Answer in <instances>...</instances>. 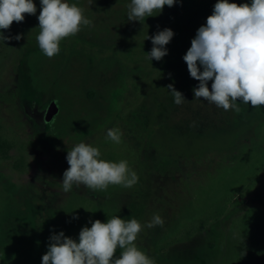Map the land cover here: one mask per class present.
<instances>
[{"label":"rangeland","instance_id":"1","mask_svg":"<svg viewBox=\"0 0 264 264\" xmlns=\"http://www.w3.org/2000/svg\"><path fill=\"white\" fill-rule=\"evenodd\" d=\"M181 1L175 16L164 6L129 29L123 45L121 29L78 32L52 58L37 42L40 0L35 15L0 30L22 37L0 40V264H42L53 233L78 242L83 227L113 216L145 225L135 243L155 264H264V106L253 124L234 110L226 120L218 114L217 140L178 137L213 124L204 114L216 109L195 98L199 81L183 57L218 0ZM165 28L174 32L168 54L150 60V38ZM112 128L122 132L120 144L107 139ZM81 142L101 159L126 160L138 183L64 192L67 153ZM156 214L164 225L147 228Z\"/></svg>","mask_w":264,"mask_h":264},{"label":"clouds","instance_id":"2","mask_svg":"<svg viewBox=\"0 0 264 264\" xmlns=\"http://www.w3.org/2000/svg\"><path fill=\"white\" fill-rule=\"evenodd\" d=\"M176 3L177 0H131L128 20H144L154 12L161 13L164 6L172 7ZM40 4L37 42L48 58L60 53L63 40L75 36L82 26L92 24L81 7L67 0H40ZM36 11L33 0H0V30H9L13 22H23L25 14L35 15ZM173 35L171 29L165 28L150 38L153 44L148 53L150 60L160 61L168 54L165 46ZM21 38L20 34L11 37L0 33L3 42ZM183 59L191 78L199 81L193 89L195 98L237 113L241 111L237 101L252 108L264 106V0L239 5L218 0L206 24L197 29ZM209 81H212L211 90ZM166 89L174 96L175 104L185 101L173 84ZM121 138L120 129L108 130L107 139L115 144H120ZM100 157L99 148L83 142L68 151L69 168L62 180L64 192L70 191L73 184L106 190L109 185L131 188L138 183L137 173L126 160L110 162ZM163 225L164 219L156 214L146 227ZM143 227L135 218L125 220L113 216L106 223L95 220L90 228L83 227L78 242L65 236L63 231L53 233L42 264H155L135 243ZM118 248L122 250L119 256L116 255Z\"/></svg>","mask_w":264,"mask_h":264},{"label":"trees","instance_id":"3","mask_svg":"<svg viewBox=\"0 0 264 264\" xmlns=\"http://www.w3.org/2000/svg\"><path fill=\"white\" fill-rule=\"evenodd\" d=\"M77 0H67L70 4H80L76 3ZM82 1V0H78ZM89 2H94L95 5H90L89 7H82L81 8L84 11V15L87 19L92 21V24L90 26H82L80 33L83 34V36L88 37L87 35L92 34L95 32L96 36L98 33H102L105 29H109L110 32H114L116 29L120 30L121 38L118 40V44H125V40L128 38L129 35H127L129 29H134L136 26H138L141 21H129L128 20V12L129 8L128 5L131 3V0H88ZM182 2L181 0H177V3L172 6L165 9L166 15L170 18L172 16H175L178 13L179 9V3ZM166 7V6H165ZM164 10V8H163ZM166 17V18H168ZM153 19V18H151ZM154 20V19H153ZM152 20V21H153ZM66 93H69L68 90L64 87L61 88ZM195 99V98H194ZM202 98H199L201 100ZM216 109L212 108L211 115L208 113V107L205 110V119L212 118V120L208 122L206 125L202 128H198L194 133L186 132L182 134H178V137H182L183 140H187V142L192 140H217L219 139V127L221 125V122L223 119L226 120V113L229 111H225L222 108H218L215 105ZM241 111L238 112V114L241 115V118L244 120L247 124H253L252 119H254V116H258V112L255 110V108H252L250 104H241L240 105ZM235 113V111L233 112ZM237 113V112H236ZM218 114H221V118L219 119ZM214 115V117H213ZM234 114H232L233 116ZM241 119V120H242ZM242 120V121H243ZM259 237L262 240L260 244L262 245V242L264 243V232L259 233ZM260 247V246H259ZM263 251H264V245H263Z\"/></svg>","mask_w":264,"mask_h":264},{"label":"flooded vegetation","instance_id":"4","mask_svg":"<svg viewBox=\"0 0 264 264\" xmlns=\"http://www.w3.org/2000/svg\"><path fill=\"white\" fill-rule=\"evenodd\" d=\"M51 110H53V107L51 108ZM44 114V113H43ZM45 115V114H44ZM43 118V117H42Z\"/></svg>","mask_w":264,"mask_h":264}]
</instances>
